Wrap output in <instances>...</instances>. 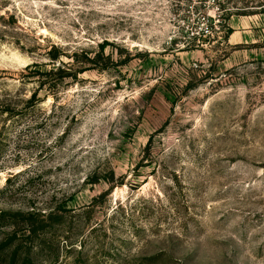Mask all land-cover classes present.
I'll return each instance as SVG.
<instances>
[{
	"label": "rangeland",
	"instance_id": "374dc122",
	"mask_svg": "<svg viewBox=\"0 0 264 264\" xmlns=\"http://www.w3.org/2000/svg\"><path fill=\"white\" fill-rule=\"evenodd\" d=\"M0 264H264V0H0Z\"/></svg>",
	"mask_w": 264,
	"mask_h": 264
},
{
	"label": "trees",
	"instance_id": "16d2710c",
	"mask_svg": "<svg viewBox=\"0 0 264 264\" xmlns=\"http://www.w3.org/2000/svg\"><path fill=\"white\" fill-rule=\"evenodd\" d=\"M90 60V59H89ZM33 230V229H32ZM33 232V231H32Z\"/></svg>",
	"mask_w": 264,
	"mask_h": 264
}]
</instances>
